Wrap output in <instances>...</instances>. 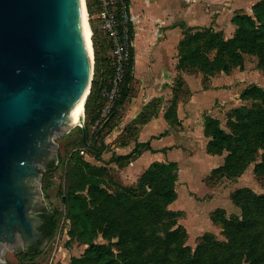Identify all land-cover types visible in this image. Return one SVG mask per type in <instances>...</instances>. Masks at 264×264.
Instances as JSON below:
<instances>
[{
  "label": "trees",
  "instance_id": "16d2710c",
  "mask_svg": "<svg viewBox=\"0 0 264 264\" xmlns=\"http://www.w3.org/2000/svg\"><path fill=\"white\" fill-rule=\"evenodd\" d=\"M87 9L90 17V25L93 31V47L95 55V74L91 92L85 103L86 128L90 135L91 126L100 120V108L105 100L102 96V90L109 85V80L113 73V61L110 55L111 45L106 35L100 28V22L96 17L99 12L98 0H86ZM98 23V26L96 25ZM236 26L232 37L225 38L222 32H215L212 28L203 30H190L180 46V69L190 70L192 72L203 73L204 81H208L211 76L218 73H230L235 68H243L246 55H253L258 58V66L264 69V0H258L252 6V13H236L232 19ZM133 67H134V49L130 66L122 87L121 97L112 109L108 119L101 120L96 124L98 131L91 136V144L94 148H87L96 159H101L106 144V137L116 126L115 120L119 114L120 107L126 102L133 91ZM240 98L243 100L260 101L259 104L248 108L241 106L233 109L228 114L227 129H225L220 119L207 115L205 117L204 134L209 139L207 143V152L212 155H224V164L213 169L211 175H237L238 169H244L245 158L248 154L256 152L252 149V141L260 139L264 145V87L257 84L247 86ZM175 104V102H174ZM144 118L141 122H145ZM128 130H134L130 126ZM101 140V145L99 141ZM84 145V144H83ZM150 150L156 152L150 142H136L133 150L127 154H119L113 157L110 163H115L119 168L130 165L137 160L144 151ZM85 164V162L83 161ZM55 162L45 167L43 171L42 184L48 188L51 186V174ZM69 175V187L64 195V201L67 204L68 216L71 219L72 233L82 243L87 245L85 254L80 258L74 259V264H124L116 255L111 245L98 243L96 237L101 230L104 234L108 230L103 226L98 227L96 216L93 209L89 206V198L82 193V187L89 186L88 194L90 203H101L111 205L113 202L122 201L114 195L109 194L101 188L95 178L90 176L84 170L82 165H74ZM88 166H90L88 164ZM91 167V166H90ZM257 167L264 168L263 161L257 164ZM179 177V165L176 161H156L148 168L140 178L142 185V195L131 201L126 208L128 220L132 222L144 220L145 217L161 221L162 217L172 218L175 214L168 211V207L177 199V181ZM151 189L147 192L144 187ZM250 193V190L240 189L232 194V200L240 205L244 212L248 210L247 204L242 201V197ZM253 197L252 203L256 208L264 211V196H257L250 193ZM249 196V195H248ZM121 197V196H120ZM126 199V197L124 198ZM110 211V212H109ZM107 212H109L107 214ZM216 213L223 214V209H218ZM214 212V213H215ZM104 219L112 221L118 219L115 210L104 211ZM107 214V215H106ZM44 220L43 230L44 238H50L55 233L59 222V213L45 207L41 213ZM214 222H217V216H212ZM228 234L231 241L227 244L202 242L194 254L186 256L184 264H243L242 258L236 257L237 252H244L248 256L250 264H264L263 257L259 250L260 234H253V221L250 218L240 220L239 218L225 220ZM176 221L173 220V225ZM172 226V224H171ZM141 226L121 227L118 236L125 240L130 237L135 244L140 246L141 240L148 241V230L140 228ZM184 232L180 227L166 230V238L161 241L165 251L159 257L156 264H177L173 259V253L176 248L182 249L175 241L180 240L179 234ZM249 232V233H247ZM246 234V238L240 243L237 236ZM133 236H137L134 238ZM208 237L207 239H209ZM250 238V239H248ZM206 239V240H207ZM152 242L148 244L152 245ZM148 246H144L147 248ZM236 248V250H235ZM183 249H185L183 247ZM33 249L20 252V257L34 259L39 254Z\"/></svg>",
  "mask_w": 264,
  "mask_h": 264
},
{
  "label": "water",
  "instance_id": "95a60500",
  "mask_svg": "<svg viewBox=\"0 0 264 264\" xmlns=\"http://www.w3.org/2000/svg\"><path fill=\"white\" fill-rule=\"evenodd\" d=\"M84 15L91 29L86 0H0V264L42 236L41 177L57 165L55 139L80 125L95 147L85 114H73L84 96L85 111L95 69Z\"/></svg>",
  "mask_w": 264,
  "mask_h": 264
},
{
  "label": "rangeland",
  "instance_id": "374dc122",
  "mask_svg": "<svg viewBox=\"0 0 264 264\" xmlns=\"http://www.w3.org/2000/svg\"><path fill=\"white\" fill-rule=\"evenodd\" d=\"M243 1L246 0H239V4L245 3ZM88 21L90 24V17ZM96 25L98 26L97 22ZM223 34L225 38H228L226 33ZM246 59L247 61L245 60L246 64H244L243 68H235L238 71L234 75L238 79V90L252 82L264 86V69L258 66V58L253 55H246ZM259 103L260 101L258 100L255 102H242L239 106L229 108L228 110H220L216 114L222 126L227 129L226 123L230 111L241 106L252 108V106ZM104 107L105 102L100 108V120L97 123L108 119V116L104 115ZM84 122L86 125V113ZM96 124L91 126L90 142L91 136L94 135V132L98 131ZM134 136V132L130 131L122 137L119 136L115 140V143H122L126 139L134 138ZM179 136L181 138L177 137L176 141H178V144H175L179 148L178 152H173L172 155L171 153L169 155L170 160L178 161L180 167L176 187L177 199L168 207V211L173 212L175 216L172 218L162 217L161 221L145 217L144 220L140 219L141 221L137 222L128 220L126 208L131 204L130 200L142 195L143 187L140 184V178L154 162H165L169 160L168 157L154 154L150 155V160L148 161L149 156H145L140 163H133V161L127 167L119 168L117 164L110 163V161L113 157L119 155L122 150H118L117 147L112 146L113 144L106 142L107 145H105L101 159H96L83 145L82 128L80 125L58 136L55 139L56 143H58V162L51 174L50 181L52 184L48 188L42 184V173L40 185L46 207L57 210L59 213V222L55 233L34 259L20 257L21 251L7 249L5 252L6 263L74 264L75 258H80L85 254L87 245L73 235L71 219L68 216L67 204L64 201V195L67 193L69 187L68 173L78 162L82 165L83 170L89 174V177L95 176L101 188L105 189L109 194L120 198L122 201H126L125 203L113 202L111 205L90 203L89 186L85 184L82 187V193L89 198V206L95 212L98 227L103 226V228L106 227L108 230L107 234H104L101 230L99 231L96 237L97 242L111 245L117 257L124 264H156L159 257L165 251L160 240L166 238L167 228L172 230L178 227L184 232L179 234L180 240L175 241L172 248L174 249L175 245L180 243L182 249L176 248L172 257L177 264H184L186 256L190 253L194 254L198 245L202 242L214 241V243L220 244L232 242L228 229L225 231L224 227H226L225 220H233L235 218H239L240 220L245 218L252 219V233L261 235L259 250L264 263V211L253 205L251 201L253 197L250 194L264 196V168L257 167V164L263 161V143L260 139L252 141V149H255L256 152L248 154L243 165L244 169L242 171H240L242 168L238 169L237 173H239L237 175L212 176L207 172L213 166L222 164L223 156H211L206 152L208 158L202 156L200 153L203 147L202 141L197 139L192 141V138L197 136L195 133L191 135V138H187V142H181L182 134H179ZM166 142L167 140L160 144H166ZM100 143L101 140L99 141V145H101ZM194 173H197L198 176L194 175ZM144 189L149 192L151 188L147 185ZM240 189L250 190V193L242 197V201L249 207L246 212L232 200V194ZM125 197L126 199H124ZM109 209L115 210L118 219L112 221L106 220V217L104 219V211ZM218 209H223V214L216 213L215 211ZM214 215L217 216V222H214L212 219ZM173 220L176 221L174 225ZM136 226H141L140 228L148 230V237H150L148 241L141 240L140 246H138L139 244L136 245L130 237H126L125 240L120 239L118 234L121 227L136 228ZM133 237L136 238L137 236ZM208 237L210 238L207 239ZM246 237V234H242L241 236H237L236 239L240 243ZM152 239H154L152 245L148 246L152 242ZM144 246L148 247L145 248ZM236 257L238 259L242 258L243 264H250L249 258L244 252L236 251Z\"/></svg>",
  "mask_w": 264,
  "mask_h": 264
},
{
  "label": "crops",
  "instance_id": "0c3cea01",
  "mask_svg": "<svg viewBox=\"0 0 264 264\" xmlns=\"http://www.w3.org/2000/svg\"><path fill=\"white\" fill-rule=\"evenodd\" d=\"M257 1L239 4V0H129L134 24L133 91L120 107L116 126L106 142L122 150L120 154L129 153L136 142H150L157 151H144L133 163H140L145 156H149V161L154 154L168 157L165 161L168 162L174 161L170 160V153L179 150L175 146L179 134H182L181 142H187L195 133L197 136L192 141H202L200 153L207 157L205 117L218 118L216 113L220 110L251 101L240 98L242 91L252 84L262 85L252 82L238 90L235 69L211 76L208 81L202 79L201 72L180 69L181 42L190 30L206 28L231 37L236 30L232 22L234 15L251 14ZM142 118L146 121L141 122ZM130 126L134 130H128ZM130 131L134 132V138L115 143L119 136ZM166 140V144H160ZM209 155L223 156V163L207 172L211 174L224 164L225 155Z\"/></svg>",
  "mask_w": 264,
  "mask_h": 264
},
{
  "label": "built area",
  "instance_id": "2783aa9c",
  "mask_svg": "<svg viewBox=\"0 0 264 264\" xmlns=\"http://www.w3.org/2000/svg\"><path fill=\"white\" fill-rule=\"evenodd\" d=\"M98 3L99 12L96 17L111 45L110 55L113 61V73L109 85L102 90L105 100L104 115L109 117L121 97L130 66L134 47V24L129 0H98Z\"/></svg>",
  "mask_w": 264,
  "mask_h": 264
},
{
  "label": "bare ground",
  "instance_id": "6f19581e",
  "mask_svg": "<svg viewBox=\"0 0 264 264\" xmlns=\"http://www.w3.org/2000/svg\"><path fill=\"white\" fill-rule=\"evenodd\" d=\"M87 16L84 15V27H85V33H86V38L88 43L90 44V37H91V29L88 25L87 22ZM84 101H85V96L82 98V100L77 104V106L75 107L73 114L75 117L76 121H81L83 116H84Z\"/></svg>",
  "mask_w": 264,
  "mask_h": 264
},
{
  "label": "flooded vegetation",
  "instance_id": "af4514ba",
  "mask_svg": "<svg viewBox=\"0 0 264 264\" xmlns=\"http://www.w3.org/2000/svg\"><path fill=\"white\" fill-rule=\"evenodd\" d=\"M53 162H51L50 164H52ZM49 164V165H50ZM45 208V207H44ZM43 208V209H44ZM43 209H41L37 214L41 217V213H42V211H43ZM42 218V217H41ZM43 220V219H42ZM44 220H43V223L42 224H40L39 226H38V231L39 232H41L42 233V236H41V238L37 241V242H33L32 244H30V245H26L25 246V249L24 250H22L21 252H24V251H29L30 249H33V252L34 253H36L37 251H40L41 250V248H42V246L43 245H46L47 243H48V238H44V233H45V231L43 230V227H44Z\"/></svg>",
  "mask_w": 264,
  "mask_h": 264
}]
</instances>
